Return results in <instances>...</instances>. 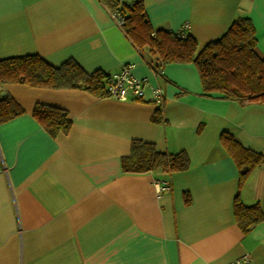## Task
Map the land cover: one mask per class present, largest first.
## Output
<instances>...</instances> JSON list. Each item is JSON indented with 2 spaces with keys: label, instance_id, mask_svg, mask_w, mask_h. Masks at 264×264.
Listing matches in <instances>:
<instances>
[{
  "label": "crops",
  "instance_id": "1",
  "mask_svg": "<svg viewBox=\"0 0 264 264\" xmlns=\"http://www.w3.org/2000/svg\"><path fill=\"white\" fill-rule=\"evenodd\" d=\"M143 2L156 30L177 34L189 24L184 32L199 51L237 18H249L264 58V0ZM22 55L53 65L73 59L88 73L130 65L148 87L142 98L120 101L3 86L24 112L0 124V264H233L246 257L264 264V222L245 235L234 216L237 195L264 212V163L241 186L221 139L229 134L264 154V102L205 93L192 63L157 74L99 0H0V59ZM37 104L66 110L68 133L52 137L33 116ZM159 110L163 122L155 123ZM134 140L185 152L188 169L123 173ZM157 180L170 190L159 194Z\"/></svg>",
  "mask_w": 264,
  "mask_h": 264
},
{
  "label": "trees",
  "instance_id": "2",
  "mask_svg": "<svg viewBox=\"0 0 264 264\" xmlns=\"http://www.w3.org/2000/svg\"><path fill=\"white\" fill-rule=\"evenodd\" d=\"M114 15L123 20L122 28L134 45L151 60L157 74L167 64L196 66L205 93H220L239 103L264 102V58L256 51V30L249 18H237L225 34L199 51L198 41L187 35L156 30L151 24L143 0L132 4L118 0H99ZM108 73L86 72L75 60L53 65L39 55H22L0 59V124L22 115L24 110L8 94L2 96L7 84L26 85L47 90H81L98 98H110L107 89ZM34 118L52 136L68 133L72 121L66 110L37 104ZM153 121L163 122L159 110ZM222 143L237 163L242 186L249 176L264 163V154L245 149L229 134L222 135ZM185 152H160L155 145L134 140L131 152L121 161L125 174H146L163 170L167 173L188 169ZM234 216L243 234L264 222L261 204L245 205L237 195Z\"/></svg>",
  "mask_w": 264,
  "mask_h": 264
},
{
  "label": "built area",
  "instance_id": "3",
  "mask_svg": "<svg viewBox=\"0 0 264 264\" xmlns=\"http://www.w3.org/2000/svg\"><path fill=\"white\" fill-rule=\"evenodd\" d=\"M120 25H123V20L119 15H115ZM185 29H189V24H185L177 34L182 38L186 37ZM146 87H148L147 80L139 79L132 74V66L127 65L117 74H109L107 81V89L110 93V97L127 101L128 98H142ZM154 97L157 103H160L163 99V93L160 89L154 90ZM155 187L159 194L168 192L170 190V184L164 180H157ZM249 259L246 257L243 260L237 261L233 264H248Z\"/></svg>",
  "mask_w": 264,
  "mask_h": 264
},
{
  "label": "water",
  "instance_id": "4",
  "mask_svg": "<svg viewBox=\"0 0 264 264\" xmlns=\"http://www.w3.org/2000/svg\"><path fill=\"white\" fill-rule=\"evenodd\" d=\"M5 95V93H2V96H4Z\"/></svg>",
  "mask_w": 264,
  "mask_h": 264
}]
</instances>
